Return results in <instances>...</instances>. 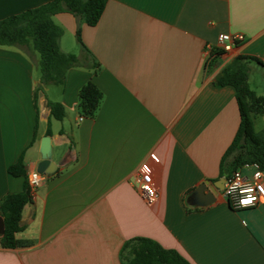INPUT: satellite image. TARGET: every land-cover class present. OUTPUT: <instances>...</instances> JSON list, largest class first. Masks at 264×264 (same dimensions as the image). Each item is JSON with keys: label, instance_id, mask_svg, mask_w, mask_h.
Segmentation results:
<instances>
[{"label": "crops", "instance_id": "1", "mask_svg": "<svg viewBox=\"0 0 264 264\" xmlns=\"http://www.w3.org/2000/svg\"><path fill=\"white\" fill-rule=\"evenodd\" d=\"M50 1L0 0V19ZM53 19L62 51L84 62L64 84L39 89V54L0 45V201L37 171L46 136L56 166L23 209L16 237L30 243L0 245V264H122L124 242L138 236L192 264H264V202L236 210L223 190L210 205L195 193L205 180L222 185L240 126L236 90L215 76L248 56L249 76L264 79V0H107L94 26L70 12ZM221 33L245 40L224 52ZM207 44L221 52L211 67ZM89 81L103 94L91 118L79 108ZM49 102L65 107L63 119ZM20 159L25 175H12ZM142 171L158 187L153 204L138 190Z\"/></svg>", "mask_w": 264, "mask_h": 264}, {"label": "trees", "instance_id": "2", "mask_svg": "<svg viewBox=\"0 0 264 264\" xmlns=\"http://www.w3.org/2000/svg\"><path fill=\"white\" fill-rule=\"evenodd\" d=\"M107 0H51L35 8L0 19V45L28 46L39 54L41 72L39 89L48 84H64L70 68L84 65L83 60L72 53L62 51L60 39L63 28L53 17L61 12H70L84 23L94 26L100 20ZM76 38L84 51L78 27ZM213 48L207 66L215 64L220 55ZM251 57L237 56L215 76L218 85H232L240 110V126L235 138L226 150L220 167V176L227 177L244 164L258 163L264 170V129L255 131L253 115L264 114V97L257 95L249 84ZM103 94L93 81L87 82L79 91V108L84 117H94L100 107ZM51 114L63 119L66 111L61 103L49 102ZM15 176L25 175L24 164L20 159L9 167ZM32 200L28 181L19 193H12L0 201V213L4 218V232L0 238L2 247L16 248L30 242L20 240L16 234L22 229L21 218L24 207ZM122 264H192L175 249L163 247L148 237H134L124 242L120 254Z\"/></svg>", "mask_w": 264, "mask_h": 264}, {"label": "built area", "instance_id": "3", "mask_svg": "<svg viewBox=\"0 0 264 264\" xmlns=\"http://www.w3.org/2000/svg\"><path fill=\"white\" fill-rule=\"evenodd\" d=\"M244 40L245 36L242 33H221L218 36V45L224 52H230ZM212 49L210 44L205 47L207 61L211 58ZM47 178V173L36 170L29 172L27 181L31 193L42 186ZM136 182L144 201L153 204L158 200V187L150 173L142 171L136 178ZM223 194L232 208L236 210L254 207L264 202V170L260 168L258 163L244 164L237 168L226 177Z\"/></svg>", "mask_w": 264, "mask_h": 264}, {"label": "water", "instance_id": "4", "mask_svg": "<svg viewBox=\"0 0 264 264\" xmlns=\"http://www.w3.org/2000/svg\"><path fill=\"white\" fill-rule=\"evenodd\" d=\"M41 156L42 160L39 162L37 171L41 173L52 174L56 170V166L51 161V146H50V137L46 136L42 140L41 146ZM222 185L214 182L210 187L208 180H205L200 184L196 189V197L203 205L212 204L215 199L217 192L224 189L226 178H221ZM207 191V192H206ZM4 218L0 213V233L4 232Z\"/></svg>", "mask_w": 264, "mask_h": 264}, {"label": "rangeland", "instance_id": "5", "mask_svg": "<svg viewBox=\"0 0 264 264\" xmlns=\"http://www.w3.org/2000/svg\"><path fill=\"white\" fill-rule=\"evenodd\" d=\"M252 76H249L250 86L257 93V95L264 97V79L263 76H257L256 71L251 72ZM254 127L257 133H261L264 129V114L253 115Z\"/></svg>", "mask_w": 264, "mask_h": 264}]
</instances>
